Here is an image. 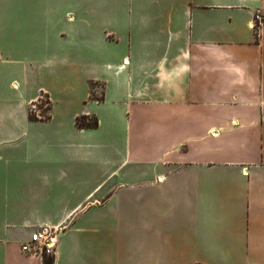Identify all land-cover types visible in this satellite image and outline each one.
<instances>
[{
    "label": "crops",
    "instance_id": "1",
    "mask_svg": "<svg viewBox=\"0 0 264 264\" xmlns=\"http://www.w3.org/2000/svg\"><path fill=\"white\" fill-rule=\"evenodd\" d=\"M258 10L0 0V264H264Z\"/></svg>",
    "mask_w": 264,
    "mask_h": 264
},
{
    "label": "built area",
    "instance_id": "2",
    "mask_svg": "<svg viewBox=\"0 0 264 264\" xmlns=\"http://www.w3.org/2000/svg\"><path fill=\"white\" fill-rule=\"evenodd\" d=\"M264 26V13L258 10L254 14L253 18V28L256 32V35L259 36L262 32ZM49 102V97L46 93L42 92L38 99L31 104L32 113H39L41 116H45L46 109L40 107V103H47ZM48 106H45V108ZM57 230L48 227V226H41L38 229L32 231L30 235V239L23 243L21 250L24 253H43L47 255H53L55 252L58 237H57Z\"/></svg>",
    "mask_w": 264,
    "mask_h": 264
},
{
    "label": "trees",
    "instance_id": "3",
    "mask_svg": "<svg viewBox=\"0 0 264 264\" xmlns=\"http://www.w3.org/2000/svg\"><path fill=\"white\" fill-rule=\"evenodd\" d=\"M93 120L94 121L92 123H91L92 120L89 121L88 123H85V122H82L83 119H78L77 124L80 128H83V127L94 128L98 125V120L97 119H93ZM44 262H45V264H53L54 259H53L52 255L44 254Z\"/></svg>",
    "mask_w": 264,
    "mask_h": 264
},
{
    "label": "rangeland",
    "instance_id": "4",
    "mask_svg": "<svg viewBox=\"0 0 264 264\" xmlns=\"http://www.w3.org/2000/svg\"><path fill=\"white\" fill-rule=\"evenodd\" d=\"M95 96H97V95H95ZM93 121H94V120H92L91 123H92ZM82 122L88 123V122H86L85 120H83Z\"/></svg>",
    "mask_w": 264,
    "mask_h": 264
}]
</instances>
